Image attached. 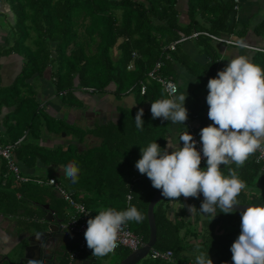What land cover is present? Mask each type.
<instances>
[{
  "label": "trees",
  "instance_id": "obj_1",
  "mask_svg": "<svg viewBox=\"0 0 264 264\" xmlns=\"http://www.w3.org/2000/svg\"><path fill=\"white\" fill-rule=\"evenodd\" d=\"M1 1L6 2L12 14V29L15 33L12 45L18 52L27 54L26 65L31 70L38 71L42 70L48 61L56 62L51 74L55 79L57 91L68 93L79 88L103 92L109 88L116 95L134 90L141 101H153L165 96L162 87L154 80H149L142 94L134 83L145 77L146 71L156 60L163 61L161 47L176 36L174 33L178 29L174 16L175 0ZM228 1V5L219 3L218 10V7L206 8L215 12L209 26L214 33H230L234 30L233 21L228 22V15L232 12V0ZM198 2L200 1L194 4ZM156 32L158 37L155 36ZM253 32L256 35H264V18L254 26ZM132 51L136 53L133 59ZM256 56L253 58L254 62H258L264 69V52H257ZM129 61L132 67L126 68ZM118 110L119 117L115 122L109 121L93 128L92 134L100 138V143L93 150L84 148L79 152L76 146L71 144L63 150H56V156L65 164L74 162L79 169L77 183L73 184L68 179L70 189H92L97 195L112 196L113 200L104 205L116 210L126 209L129 203L136 206L142 213L143 220L126 225L145 241L148 236L146 205L158 189L152 186L146 174L139 172L135 164L141 157V146L156 140L163 148L164 132L161 126L145 113L142 117L143 130H138L135 126L134 108L119 107ZM86 134L83 129H77L76 138L81 141ZM200 167H206V160ZM228 167L235 169L247 185L238 197L241 204L264 203V170L260 165L249 157L239 168L235 164L221 165L225 174ZM132 175L136 176V179H131ZM105 179L113 181V185L100 187L91 183ZM51 188L52 186H46V191L43 185L35 182L16 183L12 189L2 188L1 209L6 214L17 213L25 201L39 206L45 202L51 207H60L64 202L55 197ZM127 193L130 198L125 201ZM72 198L75 200V197ZM188 199L187 203L194 202L198 207H201L203 202V199ZM77 201L92 211L99 205L87 199ZM166 205L167 199L163 197L152 209L155 223L153 247L170 249L172 259L162 261L147 256L142 264H181L185 261L180 255L183 249L192 250L190 264H195V257L201 251H208L213 264H225L232 256L231 245L241 231V211L234 210L226 214L217 209V214L204 220L197 232L180 230L184 227V222L180 218L168 219L165 213ZM40 209L42 211L41 207ZM182 212L178 214L181 215ZM187 236H199V240L189 243ZM128 252L129 250L123 247L121 256L124 257Z\"/></svg>",
  "mask_w": 264,
  "mask_h": 264
},
{
  "label": "crops",
  "instance_id": "obj_2",
  "mask_svg": "<svg viewBox=\"0 0 264 264\" xmlns=\"http://www.w3.org/2000/svg\"><path fill=\"white\" fill-rule=\"evenodd\" d=\"M196 1L200 2L194 4ZM219 3L228 5L229 1L175 0L174 16L178 30L174 33L176 36L161 47L163 61L160 59L155 62H158L157 73L171 78L176 84L175 94L186 95L185 107L188 118L184 124H172L170 120L162 118L154 119L164 132L163 148L167 146V139L178 141L179 135L186 129L188 132L194 131L200 139V130L213 123L208 118L207 84L210 78L215 77L219 70L226 67L228 59L236 55H246L253 63L260 66L253 58L257 57V52L262 51L249 47L240 48L236 44L213 39L204 32L237 42L242 40L251 47L264 48V35H256L253 32L254 26L264 18V0H238L237 3L231 1L232 12L228 15V22L233 21L234 30L237 32L233 30L230 33H214L209 28L215 12L206 8L218 7L216 9L218 10ZM0 15L12 27V14L6 2L1 0ZM194 32L198 33L193 35ZM155 36L158 37V32ZM6 37L7 30L0 26V140L4 143L17 141L13 149V158L21 175L42 179L52 177L72 197L76 195V201L87 199L89 202L98 203L94 211L88 209L90 217H94L100 208L107 207L106 202L113 200L112 196L97 195L92 189H70L69 178L62 171L68 163L60 161L61 158L56 156V150H63L71 144H74L79 152L84 148L93 150L100 143V138L92 134L94 127L109 121L115 122L119 117V107H132L135 113L143 108L146 116L152 118L150 109L151 103L155 100L141 101L134 90L116 95L109 88L103 92L85 91L79 88L68 93H64L63 90L57 91L55 79L51 74L56 62L48 61L42 70H31L26 65L27 54L15 50L13 42L7 43ZM168 44H172V47L167 46ZM51 56L53 54L49 58ZM148 82L149 80L146 84ZM77 129L87 132L81 141L76 138ZM179 143L182 147L183 142ZM131 179H136V176L132 175ZM27 182L15 181L9 173H6V168L0 159V190L12 189L16 183ZM91 183L100 187L113 185V181L108 179L96 180L94 183L91 181ZM51 190L56 198L62 199L54 189ZM188 200L183 195L179 201L167 200L166 216L171 220L180 218L185 224L180 230H200L201 223L211 215L203 214L199 210L200 207L194 202L187 203ZM63 202L60 207L49 205L55 210L56 216L62 218L61 222L71 211V207L64 200ZM1 206L0 195V256L9 253L10 248L17 242L22 241L25 244L24 239L32 236L31 233L36 232L37 228L43 225L41 221L44 215L42 206L29 201H25L17 213L6 214ZM66 206L68 210L64 208ZM190 206L195 207L192 212ZM180 211H183V214H178ZM186 221L188 224L191 222L193 228L186 225ZM34 236L37 237V234ZM186 240L195 243L199 240V236H187ZM64 241V244H61L65 250L62 264H66V255L70 251H76V256L70 264H87L89 257L96 258L92 255V250L87 247V243L84 249L77 250L76 236ZM122 250L123 247H119L102 258H96V262L117 264L122 258ZM191 251L183 249L180 252L185 260L181 264L192 262ZM140 263L142 264V261Z\"/></svg>",
  "mask_w": 264,
  "mask_h": 264
},
{
  "label": "clouds",
  "instance_id": "obj_3",
  "mask_svg": "<svg viewBox=\"0 0 264 264\" xmlns=\"http://www.w3.org/2000/svg\"><path fill=\"white\" fill-rule=\"evenodd\" d=\"M237 46L248 47L242 40ZM207 87L208 118L213 123L200 130L207 166L200 167L201 153L187 129L178 141L167 139L165 148L156 140L141 146V157L135 166L167 200L179 201L181 195L198 198L202 193L204 200L199 210L214 217L217 209L232 213L234 206L241 204L238 197L247 187L235 169L228 167L225 174L221 165L235 164L239 168L258 151L264 156V69L246 55H236L208 80ZM185 100L186 95L168 93L153 101L152 118L184 124L188 118ZM143 114L140 108L134 119L138 130H143ZM62 171L73 184L78 182L79 169L74 163H68ZM194 209L190 206L191 212ZM240 215L241 231L230 249L233 264H264V203H248ZM142 220V213L131 203L124 210L100 208L87 220L84 232L87 247L94 257L102 258L118 246L123 225ZM28 264L37 261L30 259ZM195 264H213V260L208 251H201L195 257Z\"/></svg>",
  "mask_w": 264,
  "mask_h": 264
},
{
  "label": "built area",
  "instance_id": "obj_4",
  "mask_svg": "<svg viewBox=\"0 0 264 264\" xmlns=\"http://www.w3.org/2000/svg\"><path fill=\"white\" fill-rule=\"evenodd\" d=\"M234 3H237L238 0H232ZM198 32H194L193 35L197 34ZM206 35H209L213 39L216 40H223L225 42H229L231 44H236L237 41H233L229 38L223 39L222 37L209 34L207 32H204ZM167 46L172 47V44H168ZM256 50H260L264 52V48L260 47H251ZM136 53L135 51L131 52V59L135 58ZM132 63L129 61V63L126 65V68H131ZM158 68V62H155L154 65L146 71L145 77L142 79H138L134 86H138L139 93H143L146 88V82L147 80H154L159 83V85L162 87L163 91L167 95L168 93H175L176 92V84L174 81L169 77H163L160 74L157 73ZM192 135L194 140L196 141V148L201 153V162L205 161L206 158L203 156L202 152V143L200 139L197 137L194 131H189ZM17 144V141L12 142H2L0 140V159L3 161V164L6 168V173L10 174L11 177L15 181L20 182H27V181H33L37 184H48L51 185L52 188L56 191V193L71 207V211L68 213L66 219L60 223V228L66 230L69 233H76L79 235L78 243H77V250H82L86 247V240L84 238V232L87 228V220L90 218L89 211L84 207V205L72 198L69 192H67L58 181H56L52 177H48L46 179L42 178H29L27 176H23L19 173L18 166L13 158V149L15 145ZM250 158L258 163L262 170H264V156L261 155V153L258 151L254 155L250 156ZM126 199L130 198V194L127 193ZM86 212V213H85ZM144 241L142 240L141 235L136 234L132 232L127 225H123L120 229V232L118 234V247H125L129 251L133 250L140 245H142ZM146 255L151 259H158L162 261H170L172 259V252L170 249H157L155 247H150L146 253ZM76 256V251H70L66 255V264H70L71 260Z\"/></svg>",
  "mask_w": 264,
  "mask_h": 264
},
{
  "label": "water",
  "instance_id": "obj_5",
  "mask_svg": "<svg viewBox=\"0 0 264 264\" xmlns=\"http://www.w3.org/2000/svg\"><path fill=\"white\" fill-rule=\"evenodd\" d=\"M163 198L161 190L154 192L149 198L145 215L148 227V236L142 245L130 250L124 257H122L117 264H135L140 259L145 257L148 249L153 246L155 242V223L152 209L154 204ZM198 199H203V194L200 193ZM44 210L42 217L43 225L39 226L36 232L31 233L32 236H27L23 242H17L10 248L9 253L0 256V264H28L30 259L37 261V264H57L56 256L65 253L61 244L64 240L79 235L76 233L69 234L66 230L60 228L61 219L56 216L55 210L50 208L47 203L41 205ZM247 208V204L235 205L236 211H243ZM37 234V237L34 235ZM87 264H103L96 263V258L89 257Z\"/></svg>",
  "mask_w": 264,
  "mask_h": 264
},
{
  "label": "rangeland",
  "instance_id": "obj_6",
  "mask_svg": "<svg viewBox=\"0 0 264 264\" xmlns=\"http://www.w3.org/2000/svg\"><path fill=\"white\" fill-rule=\"evenodd\" d=\"M0 26H2V28H5L6 30H7V37H6V40H8V42L7 43H12L13 42V39H14V35H15V33H14V31H13V29H12V27H10V25L9 24H7L5 21H4V19H3V16L2 15H0ZM28 41V40H27ZM115 52V50L113 49V53ZM89 90H91V89H88L87 91H89ZM45 178V177H44ZM46 186H48V185H46V184H44L43 185V187H44V189L46 190ZM47 191V190H46ZM75 197H76V195H75ZM66 210H68V208H67V206L66 207H64ZM186 223V225H190V228L192 227L193 228V225L192 224H188V222L186 221L185 222ZM197 232H199V230H197ZM189 251H191V250H189ZM147 258V255H145V257H143L141 260H140V262L141 261H143L144 259H146ZM140 262H137L136 264H139ZM141 264V263H140ZM225 264H233V261H232V256L225 262Z\"/></svg>",
  "mask_w": 264,
  "mask_h": 264
},
{
  "label": "flooded vegetation",
  "instance_id": "obj_7",
  "mask_svg": "<svg viewBox=\"0 0 264 264\" xmlns=\"http://www.w3.org/2000/svg\"><path fill=\"white\" fill-rule=\"evenodd\" d=\"M64 254H60L58 256L55 257L56 261H57V264H62L63 263V258H64ZM97 263V262H96Z\"/></svg>",
  "mask_w": 264,
  "mask_h": 264
}]
</instances>
